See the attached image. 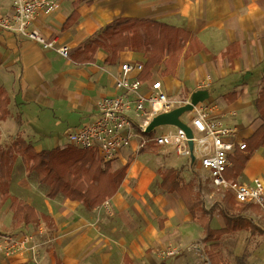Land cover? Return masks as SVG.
I'll return each instance as SVG.
<instances>
[{
	"label": "crops",
	"instance_id": "0c3cea01",
	"mask_svg": "<svg viewBox=\"0 0 264 264\" xmlns=\"http://www.w3.org/2000/svg\"><path fill=\"white\" fill-rule=\"evenodd\" d=\"M10 13L11 0H0V15ZM121 17L154 20L190 32L197 52L186 55L187 44L173 76H162L164 66L160 64L151 69L144 82L159 80L168 97L182 101L189 100L197 90H215L216 98L209 95L205 101L213 117L235 129L236 142L246 143L252 137L261 125L255 100L264 80V0H59L56 11L40 12L29 29L53 42L54 48H67L69 58L17 32H0V88L9 100V115L0 120L2 148L8 149L21 136L39 152L45 148L37 143L38 134L46 124L94 119L97 102L113 90L119 66L130 62L122 56L131 53V62L144 63L147 55L145 51H124L114 63H106L107 53L98 50L93 63L76 64L71 54ZM200 83H208V87L200 89ZM131 146L130 152L123 150L110 163L112 171L128 164L117 193L92 211L62 195L47 198V189L37 185L35 175L34 180L27 178L26 166L18 157L14 167L18 163L23 169L24 177L16 184L21 195L10 191L14 167L9 194L31 206L38 223L14 228L7 212L12 230L9 232L8 225L0 220V233H32L39 245L38 256L33 261L29 254L0 255V264H201L196 248H183L169 258L163 256L169 242L203 241V233L190 236L183 229L195 223L180 197L160 188V173L157 191L152 188L154 192H150L147 185L155 175L152 170L135 167L143 153L137 150V141ZM56 147L54 139L52 149ZM242 153L249 154V159L237 181L249 185L258 179L264 184V146ZM169 168L177 170L185 184H200L203 194L204 183L198 177L208 178V172L198 163L192 170L173 164ZM138 186L143 189L142 198L130 197ZM4 203L8 211L10 202ZM256 236L250 238L252 243L257 242ZM192 250L198 253L190 254Z\"/></svg>",
	"mask_w": 264,
	"mask_h": 264
},
{
	"label": "trees",
	"instance_id": "16d2710c",
	"mask_svg": "<svg viewBox=\"0 0 264 264\" xmlns=\"http://www.w3.org/2000/svg\"><path fill=\"white\" fill-rule=\"evenodd\" d=\"M71 19L72 15L68 23ZM193 42L191 33L184 29L154 20L121 17L78 46L71 54V60L76 64L93 63L97 51L104 50L107 53L105 62L114 63L121 52L145 51V62H140L144 67L141 79L147 78L151 69L160 64L164 66L162 76H173L183 48L188 44L186 55L197 52ZM8 104L7 94L0 88V120H5L9 115ZM255 107L261 125L245 143L244 151L249 153L258 145L264 146V80L255 100ZM156 150L157 148L149 143L139 151L155 153ZM242 152L236 149L230 158L232 166L226 171V179L237 180L239 177L249 159V154L244 155ZM18 157L26 166L27 172L34 174L37 182L47 187V198L54 199L62 195L71 201L80 202L89 211L117 193L128 168L127 164L112 171L110 163H103L93 152L78 150L72 146L37 152L30 143L17 136L8 149L0 145L1 200L10 202L9 210L14 228L38 223L34 209L9 194V179ZM159 186L163 191L176 193L180 197L193 222L202 230L203 242L208 244L204 252L210 264L224 263L219 252V241L230 233L248 231L252 236L264 238V229L244 215L252 206L250 204L238 206L234 198L225 193L220 201L207 207L201 195V185L185 184L179 172L172 168L160 172ZM215 213L222 218L223 227L211 230L209 224Z\"/></svg>",
	"mask_w": 264,
	"mask_h": 264
},
{
	"label": "built area",
	"instance_id": "2783aa9c",
	"mask_svg": "<svg viewBox=\"0 0 264 264\" xmlns=\"http://www.w3.org/2000/svg\"><path fill=\"white\" fill-rule=\"evenodd\" d=\"M58 8L59 0H11V13L0 15V32H17L44 49H55L62 58H69L67 48H54L53 42L29 29L40 12H54ZM143 71L140 62L122 63L114 76L112 92L97 102L96 116L92 121L68 133V144L78 150L93 152L103 163L114 162L134 141H137L138 151L152 143L161 153H173L191 164L198 159L199 166L208 172L215 190L231 195L238 205L257 206L264 215V184L260 180L255 179L248 185L225 178L235 150L244 151L246 147L245 143L236 142L234 128L213 117L210 104L203 102L190 112L193 113L188 125L192 131V151L186 134L176 127L174 132L148 137L146 129L154 117L184 106L189 100L168 97L159 80L144 82L140 78ZM207 87L208 83L199 85L200 89ZM38 246L32 233H0V255L5 257L29 254L30 259L36 261ZM179 251V248L171 247L163 252V256L173 257ZM201 264L210 262L206 258Z\"/></svg>",
	"mask_w": 264,
	"mask_h": 264
},
{
	"label": "rangeland",
	"instance_id": "374dc122",
	"mask_svg": "<svg viewBox=\"0 0 264 264\" xmlns=\"http://www.w3.org/2000/svg\"><path fill=\"white\" fill-rule=\"evenodd\" d=\"M131 53H127L124 54L122 56V60H127L131 62ZM209 95L211 98H216V93L215 90H210L209 91ZM191 116H190V112L183 114L181 116V121H183V123H185L186 125L190 126V121H191ZM87 122V120L85 121H69V122H64V121H55L52 124H46L44 126V128L41 130V132L38 134L39 137V141H37V143H40L43 145V149L44 150H51L52 146H53V140L56 139L57 140V146L58 148L62 149L64 147L67 146H71L68 143V133L75 129L77 126H80L82 124H85ZM88 123V122H87ZM174 132V127H170V126H159L154 128L150 133H148V137H152V136H158L162 133L165 132ZM136 142V141H135ZM132 147V146H131ZM131 147L130 149L128 148L125 152H130L131 151ZM57 148V147H56ZM138 152H136L135 154H137ZM140 153V152H139ZM126 154V153H124ZM134 154V155H135ZM156 154V155H155ZM124 159V155L122 156ZM137 163L135 165V167L138 170H152L153 171V175H155V179H152L149 184L147 185L148 188H150V192H152L153 190L157 191V183H158V175L162 170H165L169 167L173 165L177 166H181L182 169L183 168H187V170H192V165L191 163L186 160V158H178L177 156H175L174 154H171L170 156L167 155H162V153H160V149L157 148L155 153L152 154H148V153H143L140 154L138 156V158L136 159ZM124 162V160H120L119 163ZM186 162V166L182 165L183 163ZM198 163V159H196L194 161V164ZM160 164H162V166H159ZM20 164H16V166L14 167V174L12 175L11 178V186H10V191L12 194L20 196L21 192L19 191V189H17V182H19L22 178L24 177V173H23V169L22 166ZM182 169L180 168V170L182 171ZM27 172V170L25 171ZM198 173V172H196ZM187 174V173H186ZM186 174L184 175L186 177ZM199 175V174H198ZM27 178L29 180H34V174H29L27 173ZM199 180H202V182L204 183V188H203V194L202 197L204 198L205 204L207 207H210L214 202L220 201L223 197V193H221L220 191L215 190L212 186H211V182L210 180L207 178V176H200L198 177ZM38 183V182H37ZM40 185V184H37ZM40 187H42V189H47V187L40 185ZM153 188V190H152ZM142 192L143 189L141 186H138L137 189H133V193H130V197L133 198H142ZM154 192V191H153ZM147 193V192H146ZM159 193L153 194L154 196L158 195ZM147 197H150L149 194H147ZM238 205V204H237ZM239 206V205H238ZM7 212L10 215L11 218V212L10 210L6 211L5 208V203L1 200V192H0V220L3 223V225H8V229L9 232L12 230V227H10V225L8 224V221L6 220L7 216ZM8 215V214H7ZM245 217L247 218H254V223L261 229H264V215L261 212V210L255 206L252 205L250 206L244 213ZM250 218V219H251ZM9 220V219H8ZM11 220V219H10ZM223 226V220L222 218L215 213L210 221L209 227L211 230H218L219 228H221ZM183 229L186 230V233L190 236H192L193 234H197V232H199V234L202 236V231L200 229L199 226L197 225H185L183 226ZM3 230H5V228H3ZM36 232V229H35ZM37 233V232H36ZM251 237H253L248 231H239V232H234V233H230L224 237H222L219 241L220 243V255L221 257L224 259V263L223 264H241L242 262H244L243 260L245 259L246 261L251 262L252 264H257V262H259V264H263L264 263V238L260 239V238H256L258 236L255 237L253 241V243L251 242ZM252 244V247L250 248V245ZM208 244L204 243L200 238L196 239L194 241L189 242L188 244H181V243H175V242H169L164 250L162 251H166L171 247H176L180 249V252L183 250V248H196L200 250V255H201V259H206V255L204 252L205 247H207ZM251 249L253 251H251ZM162 251H160L162 253ZM251 251V252H250ZM192 252L198 253L196 251H191L190 254H192ZM239 255V256H238ZM244 264V263H242Z\"/></svg>",
	"mask_w": 264,
	"mask_h": 264
},
{
	"label": "water",
	"instance_id": "95a60500",
	"mask_svg": "<svg viewBox=\"0 0 264 264\" xmlns=\"http://www.w3.org/2000/svg\"><path fill=\"white\" fill-rule=\"evenodd\" d=\"M209 98V93L207 90H197L189 98V102L185 104L184 106L178 107L169 113L160 114L152 119V121L149 123L146 132L150 133L154 128L159 126H171L176 127L184 131L186 134V137L189 139L188 145L190 151L193 150V142L191 141L192 138V131L186 125L181 121V116L183 114L189 113L193 111L194 107L198 104H201L205 101H207ZM192 162L194 160V157L192 155L191 157Z\"/></svg>",
	"mask_w": 264,
	"mask_h": 264
}]
</instances>
